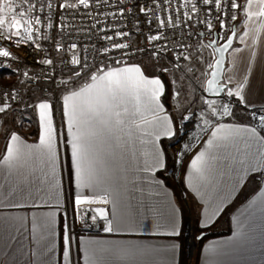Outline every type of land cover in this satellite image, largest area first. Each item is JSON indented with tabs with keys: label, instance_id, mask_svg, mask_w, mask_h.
Masks as SVG:
<instances>
[{
	"label": "crops",
	"instance_id": "crops-1",
	"mask_svg": "<svg viewBox=\"0 0 264 264\" xmlns=\"http://www.w3.org/2000/svg\"><path fill=\"white\" fill-rule=\"evenodd\" d=\"M243 5L245 31L237 37L236 48L227 53L223 81L226 87L238 86L233 91L247 92L248 100L255 104L258 94L264 97V15H261L264 0H245ZM127 62L109 64L102 69L110 71L134 63L130 59ZM121 75L130 77L131 83L123 89H110L106 81L99 78L93 81L91 76L81 73L78 83L70 84L69 89L93 87L69 104L79 106L87 102L100 113V117L88 113L81 116V128H102L101 117L111 125L103 130L101 137L91 140L103 166L110 170L111 179L103 187L109 189L111 203L90 207H104L116 217L131 216L134 228L129 230L122 225L119 231L107 233L103 231V220L90 219L95 213L89 212L84 217L74 214V191L83 190L88 194L89 190L78 188L72 181L66 144L71 136L63 99L70 91H59L56 120H53L57 147L54 177L48 151L40 145L38 113L29 107L35 119L28 125L18 116L21 108L7 118L0 114V264H64L65 221L72 226V235L76 238L73 264H181L178 235L185 229V223L180 202L157 176L156 172L162 168L155 164L154 158L155 153L165 158L161 139L168 136L160 133L171 122L174 134L176 121L161 103V94L158 103L163 110H157V102L146 101L150 99L143 92L145 86L136 77L138 74ZM29 96L31 101L27 106L44 98L36 93ZM241 105L238 106L241 111L236 110L213 127L189 154L180 172L182 188L192 205V219L200 227L225 231L202 242L195 264H264V180H258L264 173V127L252 123ZM105 109L107 118L103 117ZM117 120L122 123L117 124ZM249 128L256 129L254 136L247 131ZM9 129L20 137L18 141H11L5 134ZM209 140L213 141L211 146ZM200 153H204L203 160L194 168L192 161ZM9 155L10 159L5 161ZM196 168L201 171L197 172ZM42 180L46 183L39 193L33 190L31 197L20 194L31 181L39 185ZM241 197H244L242 202ZM171 214L178 233L174 236L167 235L166 228H156L163 217ZM46 221L51 224V236H47ZM44 236L50 242L46 256H43ZM183 240L185 244L184 231ZM186 259L187 247L183 264Z\"/></svg>",
	"mask_w": 264,
	"mask_h": 264
},
{
	"label": "snow or ice",
	"instance_id": "snow-or-ice-1",
	"mask_svg": "<svg viewBox=\"0 0 264 264\" xmlns=\"http://www.w3.org/2000/svg\"><path fill=\"white\" fill-rule=\"evenodd\" d=\"M227 6L229 7V17L235 20V15L232 14L231 9L237 7H243L242 5H237L235 0H226ZM111 3V0H62L57 5L58 9H63L64 12H57L58 21L54 26L50 21L52 16L45 14L44 17L36 11L39 7L40 12H43L45 6L49 9L52 8V4L49 0H0V38L10 39L12 35L17 37L21 36V25H24L23 32L26 34L27 40H33V35L31 34V28L33 25H38L41 23L42 19L49 21L48 27L54 28L56 35L61 37L60 41L55 40L53 37V50L58 54L56 58H44L41 63L44 65H49L55 67L57 63L63 64L67 67L69 64L78 65L79 68H72L70 72V77L75 76L77 78L81 77V72L87 69L84 74L87 76L90 73L91 80L96 81L98 78L101 81H106L108 87L111 89L113 87L123 89L131 83V78L127 76H122L124 73H136L140 76V81L142 83L153 86L149 95V99L156 103L157 110H163V106L158 103L159 95L164 91V85H162L159 78L156 79H146L142 75V70L139 66L133 65L132 67L124 68H113L110 71H104L100 66L90 67L89 62L86 57L80 56L76 51L78 47L84 51H88L87 47L83 44L78 45L75 42L64 43L72 34H75L78 30L84 28V22L80 21L79 25H70L63 22L65 14L75 17L79 14V10L85 9L89 10L85 12V15H89L91 12L100 11L103 12L104 8ZM225 0H184L183 5L179 4V0H176V7H173V0H135L134 3H125V0H115L116 11L112 12L111 15L119 16L120 19L114 24L109 22V29L111 34L107 32L104 33V39L111 42V48L122 50L120 55L121 59H116L115 64H122L123 57L128 56L130 53H147L148 55V65L152 67L155 71L159 69L162 73L167 72L169 74H174L172 69L168 65H172L173 68L179 64L180 60L191 61L192 63L188 65L186 71L194 72V65H199L201 60V55L199 51H194L197 45H200V41L197 40L195 43L190 44L192 36L196 35L199 37L211 36L216 26L223 28L225 26L224 19L221 16L222 8L224 7ZM183 7H188V12L180 11L177 15L178 9ZM165 10L171 11V15H158V13L163 14ZM264 15V11L261 12ZM215 17V24L210 17ZM142 17V18H141ZM195 17V19H194ZM186 21V24H185ZM96 23H99V17H96ZM129 24L131 28L123 30L120 28L121 24ZM195 24H201L205 26L204 31H197L193 26ZM96 28L95 23H90L88 31L91 32L92 29ZM58 29V31H57ZM65 29H70L66 34ZM145 29L147 31H145ZM192 29V31H188ZM38 31V30H37ZM134 32L140 33L144 36L146 41L143 48L137 47L135 49L131 48L130 43L124 42V40L116 41L114 37L127 38L131 40V35ZM216 36L219 38L220 33L216 31ZM224 39L226 44L223 48H228L232 45V37L227 33L224 34ZM242 39V37H241ZM19 43V41H17ZM217 44V40H210L208 44L201 45L203 48H210ZM39 47V45H37ZM97 55L100 54L99 48H94ZM110 49L108 46H104L105 58L108 59V53ZM216 52L222 51L220 47L215 48ZM239 51V49H236ZM71 53L70 56L65 57L64 53ZM187 52V54H185ZM12 55L8 50L0 48V57H9ZM47 55V54H46ZM167 61V64H165ZM208 68H212L213 64L206 62ZM220 61H216V66H219ZM0 68H5L3 61L0 60ZM107 68V65H104ZM6 70V69H5ZM184 71V69H181ZM100 72L101 75L97 77L94 73ZM20 76L26 79L18 80L16 85L4 86L0 84V114H4L3 118H7L8 115L15 113L17 108L11 106L9 101H16L18 103L23 102V93L17 91V86L20 88L26 87V85L35 79V76H30L28 71L23 73H18ZM215 76V73L212 74ZM51 79V76H47ZM232 77H229L231 80ZM71 82L72 85L78 83L77 80L71 79H61L58 82V90L69 92L70 95H65L63 97L65 104L64 115L67 118L68 133L71 136L70 140L66 141L69 146L70 155V174L73 183L81 189H88V194L79 191L73 193V212L78 217H84L89 212L95 213L90 216L93 222L100 220L104 221L103 231L107 233H112L114 231H119L121 226L127 227L129 230L134 228L135 221L131 216H121L116 217L115 213L109 212L108 209L104 207H90L93 204H109V189L103 187L104 183L111 179L110 170L103 166L99 153L93 148L92 138L101 137L103 130L105 128H110V122L102 117L99 119V124L102 128H96L89 126L88 128H81V116L85 113L95 115L100 117L98 110L90 103H85L84 105L69 104V101H73L83 95V93L93 87V85H87L85 88H81L79 91L69 89L68 85ZM209 87L211 89L212 81H209ZM62 86V87H61ZM243 88V85H241ZM214 91H223V89H212ZM174 98L180 95V91H176ZM235 95L240 97V101H245V97L241 95V91L237 90ZM227 96H233V91L231 89L227 90ZM238 101L237 103H239ZM246 102V101H245ZM204 103L212 109V114H216V108L214 107L215 101L205 100ZM32 107L34 111L38 113L39 123L41 128L40 135V145L45 147L48 151V163L52 169V176H55V169L57 163V147L54 141V129H53V117H52V104L47 97L40 99V101L34 105H28ZM173 109L176 111H184L179 105V103L172 105ZM224 114H230L227 105H223ZM259 112L264 113V109H260ZM117 115H119L117 113ZM251 118H257V112H252L249 114ZM167 119V118H165ZM181 119H187L186 116H181ZM258 119L262 125H264V114L258 115ZM15 122V120H14ZM117 124H121L122 121L117 120ZM207 123V121H206ZM63 128V124H61ZM76 131H73V129ZM253 136L256 134L255 128L247 129ZM6 135L10 136L11 141H18L20 137L12 130H6ZM164 136L172 137L173 130L171 122L163 128L160 133ZM212 135L215 137L216 132ZM159 139V135L156 136ZM213 143L212 140L208 141L209 146ZM11 155V149H8ZM10 155L5 157V161L10 159ZM204 153H200L195 160L192 161V165L195 168L197 162L202 161ZM155 164L160 168L165 167V158L159 154H154ZM197 172H200V168H196ZM258 180H264V173H262ZM46 181H40L37 185L35 181H31L29 186L21 189L20 194L28 197L33 196L35 193H39L43 190V185ZM34 190V191H33ZM89 207H85V206ZM19 206V205H18ZM66 215V214H65ZM202 226H206L203 225ZM45 228L47 231V236L53 235L51 232L50 222H45ZM156 228H166V232L169 236L177 235L176 221L174 214L163 217V219L156 224ZM35 231V225L34 229ZM64 234H63V262L64 264H73V257L75 255L73 249V241L76 239L72 235V226L65 221L64 223ZM47 236L42 237L44 253L46 256L48 251H50V242L47 240ZM89 241H78L77 243H88ZM174 247V246H173ZM35 255V254H34Z\"/></svg>",
	"mask_w": 264,
	"mask_h": 264
},
{
	"label": "built area",
	"instance_id": "built-area-1",
	"mask_svg": "<svg viewBox=\"0 0 264 264\" xmlns=\"http://www.w3.org/2000/svg\"><path fill=\"white\" fill-rule=\"evenodd\" d=\"M238 1L239 0H235V3L238 4ZM60 2H62V0H49V3L52 4L51 9L45 6L43 12H40L39 7H37L36 11L41 15V17H44L45 14L51 15L52 20L50 22L55 26L58 21L57 12H64L63 9L57 8V5ZM134 2L135 0H125V3L129 4ZM183 3L184 0H179L180 5H183ZM173 7H176V0H173ZM235 9L236 8L231 9L233 15ZM88 11L89 10L81 8L79 10V14L75 15V17L65 14L63 20L65 24L79 25L80 21H83L84 28L82 30H78L75 34H72L67 40L63 42H75L78 45H85L88 51H84L80 47H78L76 51L80 54V56L86 57L90 67H95L98 65L100 66V68H102L105 64H114V61L116 59H121L120 53L122 50L112 49L111 42L104 39V33L107 32L110 35L111 31L109 29V22H112L114 24L117 20L120 19L118 15H111L112 12L116 11L115 0H111V3L104 8L103 12H91L86 16L85 12ZM180 11L188 12V7L178 9L177 15H179ZM220 11L225 24L223 28H219V26L217 25L211 36L199 37L193 35L191 41H188V43L190 44L195 43L197 40L200 41V45H197L196 48L197 51H201V45L207 44V41L213 38V35L214 33H216V31H219L220 33L219 38L217 37L218 43H221L225 40V33L229 35L232 31L234 27V20L229 17V7L227 6L226 0L224 3V7ZM171 14L172 13L169 10H165L163 14L158 13V15L169 16ZM97 16L99 17V23H96ZM210 18L215 24V17L213 16ZM48 23L49 21H47L46 19H42L40 24L32 26L31 34L33 35V40L31 41L27 40L26 34L24 32L21 35L22 37H24L23 39L15 35H12L10 39L0 38V48L8 50L12 54L7 58L0 57V60L3 61V64L5 66V68H0V84H3L4 86L16 85L18 80L26 79L20 76L18 73L28 71L30 76H35V79L32 82L28 83L24 88H20L19 86H17V91H21L23 93V102L18 103L16 101H9V103L14 108L26 109L28 106L24 102L31 93H36L39 96L47 97L51 100L53 113L55 115L54 119L56 120V100L59 93L58 82L63 79V76L60 74V72L62 70L69 71L72 68H79V66L69 64L67 67H65L63 64L58 62L57 65L53 67L41 63L44 58H56L58 56V54L53 50V37L55 36L56 41L61 40V37L59 35H56V31H54V28L47 26ZM90 23L96 24V28L92 29L91 32L88 31ZM193 27L197 31L205 30V26L201 24H195ZM120 28L123 30H127L128 28H131V25L124 23L120 25ZM69 31L70 29H65L66 34ZM145 31L147 30L145 29ZM188 31L191 32L192 29H188ZM113 39L116 41H120L123 39L124 42L130 43L132 49H135L137 47L143 48L146 43V41L144 40V36H142L138 32H134L131 35V40L121 37H114ZM17 41H19V43H17ZM37 45H39V47H37ZM104 46H108L110 49L109 53L107 54L109 57L108 59L105 58ZM94 48L100 49L99 55H97V53L94 51ZM185 54H187V52ZM64 55L65 57H67L70 56L71 53L66 52L64 53ZM143 55H147V53L133 52L128 56L123 57V61L137 58ZM183 61L184 60H180L179 64H181ZM85 72H87V69H84V71H82L81 73L84 74ZM91 74L93 73H90L89 75ZM47 76H51L52 78L48 79ZM260 114L264 113H257L256 123H260L258 119V115ZM23 119V122H25L27 125L30 124V121L28 119L24 117ZM261 126L264 127V125L262 124Z\"/></svg>",
	"mask_w": 264,
	"mask_h": 264
},
{
	"label": "rangeland",
	"instance_id": "rangeland-1",
	"mask_svg": "<svg viewBox=\"0 0 264 264\" xmlns=\"http://www.w3.org/2000/svg\"><path fill=\"white\" fill-rule=\"evenodd\" d=\"M245 0H242L241 3L237 5L244 6ZM243 7H237L235 9L234 15L236 19L234 20V25L236 26V36L234 39L233 46L229 51H233L236 48L237 44V37L241 35L245 28L243 26V22L245 19V14L243 12ZM23 27L21 25V35L23 34ZM206 45V44H202ZM194 51H197L196 49ZM228 51V52H229ZM201 55V60L199 65H194V72H187L186 69L191 61H183L181 64H178L176 67L173 68L172 65H168L170 69H172L174 74H169L167 72H161L159 69L155 71L152 69L151 66L148 65V55H143L137 58L130 59L133 64H128L126 67H132L133 65L139 66L142 70V74L145 75L144 78L146 79H156L159 78L161 80L162 85H164V91L160 93L161 103L164 105L166 110L173 115L176 121V138L175 140L169 144L168 146V154L170 159V167L167 172V177L169 181L172 183L174 189L176 190L177 199L180 202V205L185 210V214L187 219L185 221V229L186 223L188 221L192 224V232L193 238L196 236L193 231V219L192 215V205L190 200L188 199L186 193L184 192L180 180L181 171L184 167L186 159H188L189 154L200 144V142L208 135L209 132L213 129V127L220 122L225 121L227 117L230 115L235 114L238 106L244 108L245 114L249 115L252 112L260 113V109H264V97L261 98L262 93L259 95V100L255 102V104H251L250 100H248V93L243 92L241 93L242 96L245 97V101H240L237 98L238 96L235 95L236 91H233V88L238 87L234 85H230L226 87L224 93L219 98H209L204 95L203 87L205 80L208 76V72L210 68L207 67V63H212L214 59L213 50L210 48H203L201 47V51H199ZM129 61V60H128ZM124 63V62H123ZM127 62V60L125 61ZM167 64V61H165ZM184 69L182 71L181 69ZM92 75V74H91ZM87 75V76H91ZM136 77H140L139 75ZM63 79H71L75 80L77 77H70V73L63 75ZM142 83V82H141ZM71 82L69 83V85ZM145 86L144 94L148 97L150 95L151 89L153 86L142 83ZM68 85V87H69ZM231 89L233 91V96H227V90ZM180 91V95L174 98V93L176 91ZM59 94V93H58ZM165 96L163 99L162 97ZM261 98V99H260ZM42 99V98H41ZM215 101L214 107L216 108V114H212V109L209 108L204 101ZM146 101L152 102L151 100L146 99ZM240 101L239 103H237ZM254 102V100H253ZM179 103L180 107L184 109V111H176L173 109L172 105ZM223 105H227L229 108L230 114H224ZM241 111V110H240ZM186 116L187 119H181V116ZM54 113L52 115L54 119ZM250 116V115H249ZM104 118H107L106 109L105 114L103 115ZM251 118V117H250ZM207 121V123H206ZM252 123H256V118H251ZM187 139L188 146L184 150L182 148L183 141ZM191 140V141H190ZM244 200V197H241V202ZM231 210V209H230ZM184 229V232H185ZM212 229V228H211ZM196 242V239H195ZM190 257V258H188ZM196 260V245L192 250L191 256H188V249H187V259L186 264H195Z\"/></svg>",
	"mask_w": 264,
	"mask_h": 264
},
{
	"label": "water",
	"instance_id": "water-1",
	"mask_svg": "<svg viewBox=\"0 0 264 264\" xmlns=\"http://www.w3.org/2000/svg\"><path fill=\"white\" fill-rule=\"evenodd\" d=\"M232 37V41L234 43V39L236 36V26L234 25L232 31L229 34ZM216 39L217 40V36L214 33L213 38L209 39L207 41V44L209 43L210 40ZM233 43L231 46H229L228 48H223V45L226 44V40H224L221 43H218L216 45H213V47H211V49L213 50L214 53V59L212 61L213 67L210 68L209 72H208V76L205 80L204 83V87H203V93L205 96L209 97V98H219L223 95L224 90L226 88V84L223 81V74H224V70L226 67V59H227V53L228 51L231 49V47L233 46ZM216 47H220L222 49V51L220 52H216L215 48ZM219 60L220 64L219 66H216V61ZM215 73V76H213L212 74ZM209 81H212V86L211 89L209 87ZM212 89H223V91H214ZM204 233H199L198 235H196L193 238V232H192V224L190 221H188L186 223V229H185V245L188 249V256H191L192 254V250L196 245L195 239H200L203 236Z\"/></svg>",
	"mask_w": 264,
	"mask_h": 264
},
{
	"label": "trees",
	"instance_id": "trees-1",
	"mask_svg": "<svg viewBox=\"0 0 264 264\" xmlns=\"http://www.w3.org/2000/svg\"><path fill=\"white\" fill-rule=\"evenodd\" d=\"M242 1V0H241ZM241 1L239 0L238 3H241ZM69 71L67 70H62L60 72V74L63 76L65 74H68ZM163 99L165 98V96L162 97ZM31 101V96H28V98L26 99V101L24 102L25 104H29ZM56 110H57V107H56ZM20 117H24L26 119H28L31 123H34V114L32 113L31 109L29 107H27L26 109H20L19 110V115ZM176 138V133L173 134L172 137H167V138H163L161 139V145L164 149V152H165V167L158 170L156 172L157 176L159 178H161V180L167 185L169 186L173 191L174 193L176 194V190L174 189L172 183L169 181L168 177H167V172H168V169L170 167V159H169V154H168V146L169 144H171ZM181 207V211H182V220H183V224L185 223L186 219H187V216L185 214V210L183 209V207L180 205ZM183 229L181 230V233L178 235V239L180 240V262L181 264L184 263V259H185V256H186V246L184 244V240H183ZM193 231L195 233V235H198L199 233H204L203 236L200 238V239H197L196 240V259H197V256H198V252H199V248L202 244V242L208 238V237H211V236H217V235H221L223 233H225V231H222V230H214V229H211L210 227H200L195 219H193Z\"/></svg>",
	"mask_w": 264,
	"mask_h": 264
},
{
	"label": "bare ground",
	"instance_id": "bare-ground-1",
	"mask_svg": "<svg viewBox=\"0 0 264 264\" xmlns=\"http://www.w3.org/2000/svg\"><path fill=\"white\" fill-rule=\"evenodd\" d=\"M191 141V140H190ZM188 141H187V139H185L184 141H183V143H182V148H184V150L186 149V147L188 146Z\"/></svg>",
	"mask_w": 264,
	"mask_h": 264
}]
</instances>
